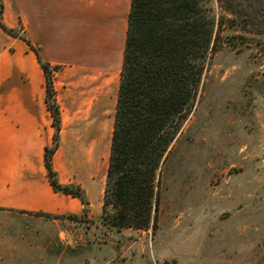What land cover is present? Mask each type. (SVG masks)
Instances as JSON below:
<instances>
[{
    "label": "rangeland",
    "instance_id": "374dc122",
    "mask_svg": "<svg viewBox=\"0 0 264 264\" xmlns=\"http://www.w3.org/2000/svg\"><path fill=\"white\" fill-rule=\"evenodd\" d=\"M1 2L0 28L25 39L24 10L15 11L18 29L9 28ZM204 4L215 17L217 50L161 165L156 231L104 228L109 151L76 146V169L90 158L96 166L91 216L0 211V264H264V0Z\"/></svg>",
    "mask_w": 264,
    "mask_h": 264
},
{
    "label": "crops",
    "instance_id": "0c3cea01",
    "mask_svg": "<svg viewBox=\"0 0 264 264\" xmlns=\"http://www.w3.org/2000/svg\"><path fill=\"white\" fill-rule=\"evenodd\" d=\"M4 4V23L15 30L20 25L15 11L24 10L26 36L0 28V211L54 220L86 218L91 216L96 166L90 158L76 169L73 155L76 146L91 154L99 143L110 155L116 108L109 125L108 112L117 105L132 0ZM43 63L53 74L61 109L53 167L62 184L82 187L86 202L55 190L48 177L46 149L56 129Z\"/></svg>",
    "mask_w": 264,
    "mask_h": 264
},
{
    "label": "trees",
    "instance_id": "16d2710c",
    "mask_svg": "<svg viewBox=\"0 0 264 264\" xmlns=\"http://www.w3.org/2000/svg\"><path fill=\"white\" fill-rule=\"evenodd\" d=\"M1 6L0 0V14ZM214 27L204 0H132L102 200L101 223L108 232L158 228L157 169L194 110L217 50ZM43 67L56 129L53 145L46 149L48 177L55 190L86 202L82 187L62 184L53 167L61 109L53 74L47 64Z\"/></svg>",
    "mask_w": 264,
    "mask_h": 264
},
{
    "label": "water",
    "instance_id": "95a60500",
    "mask_svg": "<svg viewBox=\"0 0 264 264\" xmlns=\"http://www.w3.org/2000/svg\"><path fill=\"white\" fill-rule=\"evenodd\" d=\"M157 171L160 172V168H158Z\"/></svg>",
    "mask_w": 264,
    "mask_h": 264
}]
</instances>
